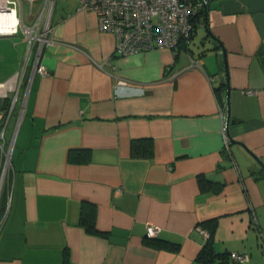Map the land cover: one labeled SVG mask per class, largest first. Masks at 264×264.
Wrapping results in <instances>:
<instances>
[{
    "label": "crops",
    "instance_id": "obj_1",
    "mask_svg": "<svg viewBox=\"0 0 264 264\" xmlns=\"http://www.w3.org/2000/svg\"><path fill=\"white\" fill-rule=\"evenodd\" d=\"M17 1L18 13L0 10V36L18 35L3 32L35 15L38 0ZM207 6L177 54L120 57L114 36L78 0L53 4L38 60L46 73L32 71L31 43L24 112L0 189V264H200L208 238L200 224L209 220L216 252L248 256L232 264H264V168L254 159L264 164V0ZM45 8L46 0L40 15ZM205 25L226 52L228 148L221 46ZM134 140H151L152 155L132 157ZM202 178L220 189L201 191ZM83 204L104 236L79 225ZM148 225L160 228L157 237L145 236Z\"/></svg>",
    "mask_w": 264,
    "mask_h": 264
},
{
    "label": "built area",
    "instance_id": "obj_2",
    "mask_svg": "<svg viewBox=\"0 0 264 264\" xmlns=\"http://www.w3.org/2000/svg\"><path fill=\"white\" fill-rule=\"evenodd\" d=\"M0 3L7 10L16 11L17 0H0ZM208 3L209 0H78V8L95 14L98 30L114 36V54L124 57L156 49H167L177 54L179 48L190 42L196 17ZM18 26L11 35L17 33ZM38 30V25L24 28V33L31 39L24 63L14 75L0 82V188L11 167L14 139L24 112L28 91L25 76L34 51L32 40H38V51L32 58V71L41 75L46 73L38 60L42 46L50 44V29L45 28L41 34H38ZM190 65L199 67L193 59H190ZM12 119H15V123L11 136H8ZM222 136L224 148H228L230 140L225 121ZM3 221L0 219V226ZM159 232L158 226L148 225L145 236L155 238ZM200 232L208 236L205 230ZM230 260L244 262L248 256L232 254Z\"/></svg>",
    "mask_w": 264,
    "mask_h": 264
},
{
    "label": "rangeland",
    "instance_id": "obj_3",
    "mask_svg": "<svg viewBox=\"0 0 264 264\" xmlns=\"http://www.w3.org/2000/svg\"><path fill=\"white\" fill-rule=\"evenodd\" d=\"M44 2L45 0H38L36 2L35 4L36 6L34 9L35 15L30 17V23L26 25L27 27L38 25L39 27L38 34L43 33L45 28L50 27L52 7L55 2H58V0H46L45 11L43 12V14L40 15L39 10L41 6L44 4ZM17 6H18V1H17ZM17 13H18V10H17ZM29 14H30V6L29 4L24 3L23 4V21L25 22V24L28 23L27 18ZM18 19H19V23H18L19 26L17 30L18 35L0 36V82L7 80L9 77L14 75L22 67V64L24 63V60L26 58L27 47H28L27 44L23 42V36H25L31 41L29 36L24 33V28L26 26L22 24L19 16H18ZM33 42L34 40H32L31 43ZM36 42L38 43V40H36ZM5 181H6V178L4 179L3 185L1 186L0 189L4 188Z\"/></svg>",
    "mask_w": 264,
    "mask_h": 264
},
{
    "label": "trees",
    "instance_id": "obj_4",
    "mask_svg": "<svg viewBox=\"0 0 264 264\" xmlns=\"http://www.w3.org/2000/svg\"><path fill=\"white\" fill-rule=\"evenodd\" d=\"M204 12L201 11L200 14L196 17V23L199 20H203ZM201 18V19H200ZM196 25L194 24V30ZM152 142L151 140H134L131 142V155L134 158L150 157L152 155ZM71 153V152H70ZM69 153V158H70ZM199 186L201 191H213L217 192L220 189L221 184H213L206 180L199 179ZM4 192L2 190L0 194V201L3 198ZM1 219V216H0ZM79 225L84 228L86 233L93 236H104L99 232L95 227V220L93 216V211H86L85 205H82ZM200 226L208 233V238L205 244L200 249L199 253L196 256V261L200 264H232L233 261L230 260V256L227 253H218L214 249L212 242V235L216 230L217 222L216 220H209L200 224ZM152 239V238H150ZM176 250V248H173Z\"/></svg>",
    "mask_w": 264,
    "mask_h": 264
},
{
    "label": "water",
    "instance_id": "obj_5",
    "mask_svg": "<svg viewBox=\"0 0 264 264\" xmlns=\"http://www.w3.org/2000/svg\"><path fill=\"white\" fill-rule=\"evenodd\" d=\"M207 8L208 6H205L203 8V12L206 15L207 13ZM204 31L205 33L208 35V37L213 40L216 41L219 45L220 42L217 40V38H215L211 32L207 29L206 25L204 26ZM221 47V53L218 55V60H219V67L221 70H224L225 72V78H226V119H225V123H226V128H228L229 124L233 123V120H230V106H229V85H228V75H227V65H226V52L224 50V48L222 47V45H220ZM255 161L262 167L264 168V164H262V162H260L257 158H254Z\"/></svg>",
    "mask_w": 264,
    "mask_h": 264
},
{
    "label": "bare ground",
    "instance_id": "obj_6",
    "mask_svg": "<svg viewBox=\"0 0 264 264\" xmlns=\"http://www.w3.org/2000/svg\"><path fill=\"white\" fill-rule=\"evenodd\" d=\"M0 4H1V3H0ZM0 10H2V11H6V12H7V11H8V12L10 11V10H7V9L5 8L4 4H1V5H0ZM12 10H13V9H12ZM12 10H11V11H12ZM15 29H16V28H13V29H11V30L8 31V32H3V34H9V35H11V33L15 31Z\"/></svg>",
    "mask_w": 264,
    "mask_h": 264
}]
</instances>
